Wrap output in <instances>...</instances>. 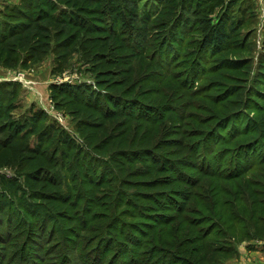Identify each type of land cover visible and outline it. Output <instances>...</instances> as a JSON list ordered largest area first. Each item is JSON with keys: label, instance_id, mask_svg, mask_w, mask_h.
Masks as SVG:
<instances>
[{"label": "rangeland", "instance_id": "1", "mask_svg": "<svg viewBox=\"0 0 264 264\" xmlns=\"http://www.w3.org/2000/svg\"><path fill=\"white\" fill-rule=\"evenodd\" d=\"M127 1L121 0V5H127ZM233 1L130 0L129 9L136 11L135 14L125 12L121 16L113 9L112 2L106 23L116 35L114 32L107 35L79 33L73 54L67 61L49 51L41 60L28 62L26 66L22 62H0V84L21 87L16 102L18 109L10 114L9 121L18 122L32 109L46 112L50 118L48 123L55 124L66 140L75 141L86 152H92V157L97 155L95 157L102 162L100 169L106 173L103 184L92 194L95 199L88 201L86 197L81 198L87 188L82 186L76 170L57 162L51 169L57 176L49 178V165L27 151L26 144L30 150L39 145L38 134L30 136L26 143L16 141L13 144L8 138L10 133L1 135L2 146L6 141L9 145H0V264H97L112 243L108 224L153 223V220L159 221L155 223V229L144 226L150 233L148 240L140 238L145 243L137 256L141 262L152 259L156 264H198L200 259L208 256L214 262L208 259L204 264H264V155L254 159L256 154L264 153V97H256L258 91H264V0L237 1L233 15L245 17L235 37L240 41L239 47L212 55L207 52L208 61L199 64L197 76L192 73L197 59L203 60L200 51L208 37L221 26L222 15ZM20 2L0 0V11ZM0 22L2 24L3 20ZM181 30L187 40L182 42L179 56L173 51L176 55L169 66L155 67V63L148 68L160 42L176 37ZM137 49L140 55L134 56ZM98 53H104L103 57L110 58L113 64L99 61ZM179 61L181 64L175 66ZM172 65L175 66L174 74L167 70ZM137 69L145 76L143 83L142 78H138L133 90L124 93V89L133 83L130 80L114 89L116 94L129 99L136 97L163 116L156 119L159 123L146 124L139 130L137 126L133 128L137 121L131 120V128L123 129L120 124L118 129L123 130L117 132L113 130L114 125L121 123L122 117L106 121L103 117L106 113L101 108L96 110L85 104L69 103L60 109L52 97V88L62 84L93 87V91L106 94V87L112 82L118 83ZM109 70H115L117 74L112 78ZM120 71L128 73L121 74ZM101 79L105 84L99 88ZM115 108L113 110H119L118 105ZM230 117H237L238 130H245L220 146L213 144V151L222 152L220 161L223 162L215 166L218 169L223 165L224 173L215 179L199 176L197 171H187L193 179L199 177L198 183L194 188L183 186L179 182V176L186 174L182 163L190 159L186 153H177L171 142L154 150L156 143L168 141L180 132L179 138L184 144L199 141L203 135L202 138H206L199 143H203V149L211 147L213 135L220 134L217 140L221 141L224 134L218 129L223 125L225 132ZM100 123L101 127L91 126ZM46 125L41 124L39 131ZM246 125L248 127L244 128ZM148 131L149 134L143 136ZM258 143L260 147L258 151L254 149L252 166L249 164L250 167L243 170L245 174L240 178L225 179L226 174L234 172L235 152L224 149ZM99 145L101 150L94 152ZM150 147L147 153L145 149ZM54 150L50 152L52 160ZM59 150L58 158L62 161V150ZM125 150L139 152L138 161L131 166L122 158L121 152L123 154ZM156 151L158 156L152 161ZM165 167H170L171 172L163 170ZM236 167L243 168L244 165L236 162ZM114 173H119L115 177L117 180L109 185L117 188L119 194L113 192L112 201L111 197L104 196L110 191L109 185L104 183L115 176ZM83 178L87 180L86 184L91 183L86 176ZM162 179L179 185L149 188V183H160ZM172 188L180 192L176 195L163 193ZM34 192H42L46 197L36 198ZM181 192L186 193V198L179 200L176 196L182 195ZM151 193L160 201L172 199L167 203H172L173 208H165V202L161 204L165 212L155 211L152 198L147 196ZM132 197L138 201V209L134 212H140V204L147 207L145 213L155 215V218L134 217L128 208L131 205L126 202ZM189 199L190 208L184 209ZM93 207L100 214L98 220L104 222H91L87 226L86 219L93 218ZM27 212L34 217L32 224L25 217ZM171 216L188 217L189 220L184 222L181 218L169 224L166 219ZM207 234L211 236L201 240ZM155 237L156 242L153 241ZM168 241L174 246H166ZM123 247L120 244L111 248V254L102 260V264L124 255L123 251L121 253ZM195 248L202 250L195 254ZM124 251L128 253L126 249ZM145 253L147 257L143 256L147 255Z\"/></svg>", "mask_w": 264, "mask_h": 264}, {"label": "trees", "instance_id": "2", "mask_svg": "<svg viewBox=\"0 0 264 264\" xmlns=\"http://www.w3.org/2000/svg\"><path fill=\"white\" fill-rule=\"evenodd\" d=\"M237 1L238 0H234L230 5L231 7H226L222 15L221 26L217 28L216 33L208 37L206 45L204 46L203 50L200 51V54H202L201 58L203 60L197 59L195 65L192 67V73L194 76H197V72L200 70L199 64H202L203 61H208L207 59L210 58L208 53L212 55L214 53L218 54L224 51L229 52L230 50H234L239 47L240 41H237L235 37L237 32L241 30L245 17L236 18L233 15V12L236 11V6L238 4ZM112 2H114L113 9L117 12H120V16L125 12L127 14H131V12L135 14L136 12L129 9L130 0L127 1V5H121V0H21L18 5L7 6L5 10L0 11V19L3 20L2 24H0V62L4 61L8 64L9 62H22V64L26 66L28 62L30 63L41 60L44 54H47L49 51L54 52V54L58 56L62 61H67L73 54L74 46L78 40L79 33L85 32L98 35H107L110 34V32H114L110 30V27H108V24L106 23L108 16L111 14L112 7H110V3ZM117 22L118 21L116 20L115 24H117ZM183 34L185 33L183 30H181L180 32L175 34L176 37H173L171 39L165 38L164 40H162L158 49L155 51V58H152V60L150 61L152 63L148 64V68H150V66L153 64L155 65V63V67H165L167 65L169 66L170 62L176 55L173 51H177V56H179L178 51L182 48V42H185L187 40V35ZM114 35H116V31L114 32ZM103 54L104 53L97 54V58L99 59V61L106 60L108 61L106 63L107 65L113 64V61L110 58L103 57ZM139 55L140 51L137 49L136 53H134V56ZM181 62L182 61H179L175 66H179ZM175 66L172 65L167 70L173 73ZM107 72L110 74V76H112V78L117 74V71L115 70H109ZM119 73L125 74L128 72L120 71ZM138 78H142L141 82L143 83L145 76L142 72L138 71V69L137 72L132 70V73H129L126 78L121 79L118 83H116L117 81H114L111 85H109V87H106V94L101 93V91H93V87L88 89L85 86H75L72 84L55 85L52 88V97L54 99V102H56V106L60 109H62V106L64 104H85L88 107H93L96 110H100L101 108L103 112L106 113L105 115H103V117L106 118V121H108L107 119L122 117L124 120H122L121 123H117L114 125L113 130H118L117 132H121L127 126V128H131V126H129L131 120L137 121V124L134 125L133 128L137 126L139 130V128H144L143 126L146 124H155V122L158 121L156 119L162 118L163 116H161L160 114L158 115L155 109L150 110L152 107L136 97L129 99L124 95H122L121 97L120 95L116 94V91L114 89L120 88L121 86H123V84H127V82H129L130 80L133 83L130 86L128 85L123 92L125 93L133 90L132 88L137 84L139 80ZM104 84V79L98 81L99 88H102ZM20 88L21 87L18 84H0V136L4 135L5 133H10L8 138H10V143L13 144L16 141L26 143L27 141H29L28 138L30 136L38 134L39 145L36 148L30 150L29 145L26 144V149L31 153V155H34L35 157H41L44 163L49 165L48 177L55 178L57 176L56 173L51 170L52 168H54L57 162L58 164L60 163L65 167L68 166L70 169H74L78 172V179H80V181L82 182V186L86 185L87 189H84L85 193H81V198L86 197L88 201L95 199V196H92V194L97 192L101 184H103L102 182L104 178L106 177V173L104 171H101L100 169L102 163L101 160L95 157L97 155H93L92 157V152L91 154L90 152H86L83 146H77L76 143H74L75 141L66 140V138L64 137V133L59 130V128L55 124L48 123V120L50 118H48L46 112L44 111H35L34 109H32V111L29 112L28 115L23 116L21 120H18V122L9 121L10 114L18 109L16 102L20 95ZM256 97H264V91H258ZM117 105L119 107V110H113L116 109L115 107ZM109 108H111L113 111H109ZM104 109L107 110L104 111ZM159 122L160 120L158 121V123ZM227 122L228 127L225 132H223V125H221L218 129L220 130V132H222V134H224L221 137V141L217 140V137H220V134L213 135L211 138V147L205 146L203 149V143H199L200 140H204L206 138V136L202 138L203 135H200L199 141H196L192 144H184L182 139L179 138L181 133L178 132L176 136L172 137V139L168 141L165 140L163 141V143L162 140L158 141L157 143L155 142L156 145L154 146V150H160L159 148L164 143L170 144L171 142V145L174 146L177 153H186L185 156H187V158L190 160H186L182 163L186 174L183 173L179 176V182L183 186L185 185L188 188H194V185L197 186L198 181L196 179L199 177L193 179L190 175H188L187 171H197L198 174H200L199 176L205 178L214 177L215 179L217 175L220 176L224 173L223 171L225 169L223 165H221L218 169L215 166L216 163L222 164L223 162L220 161V154H222V152L217 153L216 151H213V144L220 146L231 139L234 135L236 136L238 133L240 134L245 130H238L237 124L239 122V119L237 117H230ZM44 123H47L48 125H46L41 131H39L41 124L43 125ZM120 124H123V129L121 131L118 129V126H120ZM91 126L101 127V123L99 125L92 124ZM247 127L248 126L246 125L244 128ZM6 129H9L10 132H6ZM148 134L149 131L143 134V136H147ZM0 145L2 146V141H0ZM5 145H9L7 144V141L5 142ZM5 145L2 147H6ZM259 147L260 143L253 145L246 144L237 149H230L226 147L224 150L235 152V159L233 160L235 167L236 162L237 165L241 163L244 165V167H234V172L226 174L227 178L225 179L231 180V178H236L245 174L243 170L252 166L253 161L251 160H253L252 155L255 152L254 149L256 148V151H258L257 149ZM54 148V152L51 153L54 155V159L52 160L50 152ZM59 148L62 150L60 154L61 158H63L62 161H59L61 159L58 158V154L60 152ZM66 148H68V150L65 153L64 150ZM151 148L152 147L146 148L145 151L148 153V150H150ZM76 150L77 154L74 155ZM100 150L101 147L99 145V147H97L94 152ZM154 154L155 155L152 156V161H155L158 156L157 151L154 152ZM121 155L122 158L127 159V164L131 166L133 162L138 161L139 152L125 150L123 154L121 152ZM146 155L149 156V154ZM263 155L264 153L262 152L260 154L258 153L256 154V157L254 159ZM56 158H58V160H55ZM194 158L197 159L196 162L194 161ZM67 161L68 163H66ZM178 164L179 163L176 162L177 168ZM161 167L162 165H160V169ZM169 168L170 167H165L163 170L171 172ZM43 174L45 175L46 171ZM118 174L119 173H114L115 176L110 177L107 182L104 183L105 186L117 180V178L115 177H118ZM84 176H86L91 181V183L86 184L87 180L85 181V178H83ZM111 179L112 181H109ZM163 181V179L160 181V183L157 181H153L149 183L148 186L149 188H155L156 185H159V187L163 186L162 188L168 186H173L174 188V186H176L177 184L168 183L169 181ZM110 186L112 185H109L110 191L104 196H109L112 199V193L117 192V194H119V191L117 190V188H111ZM46 187H49V184H47ZM173 188L169 190L166 189L163 193L176 195L177 192H180ZM80 189L82 190V188ZM152 194L153 193L148 194L147 196L149 199L152 198V200L150 201L153 203V208L155 209V211L165 212L166 210L163 211V206H165V208L169 210L173 208L172 203H167L168 200L172 199L167 198L166 200L160 201L158 199H154V195ZM179 194H182V192ZM34 196H36V198L46 197V195L42 192H34ZM183 197L184 199L186 198V193L176 196V198L179 200ZM98 199L101 200V197H98ZM106 200H109V198ZM112 201L114 200L112 199ZM126 202L131 205L128 208L132 210V215H134V217H136L137 219L140 217L146 219L155 218L153 217L155 215L145 213L144 208L147 207H144L140 204V212H134L138 209V201H136L133 197ZM162 203L165 204L162 206ZM186 208H190V199L187 201L186 206H184V209ZM92 210L93 215H91V217L93 216V218L86 219V221H88L87 226H89V223L91 222L103 223L104 220H98V216H100V214L96 212V208L93 207ZM188 210L189 209H187L186 212ZM88 211L92 213L91 210ZM161 214L162 216H164L163 213ZM25 217L32 224L34 220L33 215L27 212L25 213ZM175 217L176 216L168 217L166 219V222L169 221V224H172L174 221L181 218H184V222L186 220H189L188 217ZM158 222L159 221L153 220V223L127 224L123 222H117L116 225L108 224V231L109 233H111V237L109 239L112 240V243L111 246L105 250L104 258L102 260L106 259L111 254V248H117V246L123 244V246L125 247H123L121 253L123 251L124 255H120L116 258L113 257L107 264H130L132 262V264H156L154 263L155 261L152 262V259L141 262L137 259V256L140 255V250L145 245L143 241L148 240L146 238L150 237V233H148L149 231L144 229V226H148V229H155V223L158 224ZM189 233L190 232H185V234ZM210 234L205 235V237L201 240L205 239L208 236H211ZM140 238H143L142 242L140 241ZM197 238L199 239V237ZM156 239L157 238L155 237L153 241L156 242ZM151 243L154 244L152 241ZM189 244L193 245L195 243L190 242ZM165 245L174 246L173 242L171 241L165 242ZM125 249L128 251V253L124 251ZM195 249L197 250L194 251L195 254L200 253L202 250L198 248ZM188 253L189 252H187V254ZM213 253L217 254L219 252L214 251ZM143 256L147 257L148 254ZM204 258L200 259V262L198 264H204L208 259L210 262H214V260L212 258H209L208 256H205ZM102 260L99 259L97 264H102Z\"/></svg>", "mask_w": 264, "mask_h": 264}]
</instances>
